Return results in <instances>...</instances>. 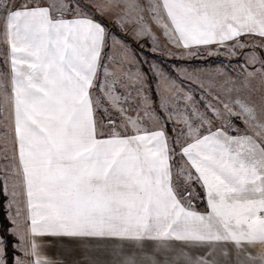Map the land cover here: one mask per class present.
I'll return each instance as SVG.
<instances>
[{"label": "snow or ice", "instance_id": "snow-or-ice-1", "mask_svg": "<svg viewBox=\"0 0 264 264\" xmlns=\"http://www.w3.org/2000/svg\"><path fill=\"white\" fill-rule=\"evenodd\" d=\"M0 23L11 86L0 113L10 104L18 145L0 264L9 244L11 264H56L40 254L45 236L85 253L104 245L111 264H264V0H0ZM152 25L187 57L215 46L208 55L230 69H181L178 85L151 64L149 76L144 48L126 37L146 40ZM193 185L205 213L193 210Z\"/></svg>", "mask_w": 264, "mask_h": 264}, {"label": "rangeland", "instance_id": "rangeland-1", "mask_svg": "<svg viewBox=\"0 0 264 264\" xmlns=\"http://www.w3.org/2000/svg\"><path fill=\"white\" fill-rule=\"evenodd\" d=\"M81 3L91 6L92 0H81ZM75 9H73V12ZM73 12H67L69 15H73ZM89 12H95V19L98 21H102L103 24L107 27L112 29L115 33H118L120 36H125L124 31L120 29L116 24L113 23V19L107 15H104L101 12L96 11L93 7L89 8ZM1 34V33H0ZM127 40L130 44H132L135 48L139 49L141 47L144 48V51L146 53V57H142V70L145 72H148V75L151 76L152 73L149 71V65L155 64L158 67H163L166 72L169 70L172 71L173 74L177 77V84L179 85V80L184 79L185 84L188 83L187 79L183 77V75L180 73L181 69H187L189 72H191L193 69H215L218 67H225L229 68L231 66L228 65L229 57H226L223 54H214L209 56V52L216 53V48L213 46L212 48H200V51L203 53V56L198 57H187L184 55L183 49H178L175 47L174 43L171 41L170 36H166L163 32V30L157 28L155 25H152V35L147 37L146 40H141L139 43L136 41V39L131 36L130 34L127 35ZM247 39V38H246ZM158 46L157 51L153 55L151 53V48L153 46ZM2 44H1V38H0V82H2L3 74L5 73V64L3 63V57H2ZM234 66V58H233V65ZM137 67H140L139 65ZM238 70V69H237ZM230 74H232L230 72ZM101 79H103L102 70H101ZM253 86L259 88V84L256 81H253ZM2 88H0V103H3V95H2ZM187 90V89H186ZM191 91L194 92L197 95V98H199L200 95V89L199 86L196 84H193L191 86ZM258 93V92H257ZM256 93V94H257ZM258 95V94H257ZM255 99L258 100V96H255ZM7 107V104H4V108ZM201 110H203V106L201 105ZM9 110H4L0 114V153L2 154V149L7 148V144L3 145V139L5 142L8 138H12L14 136V130L8 128L10 121L8 122L9 117ZM3 117V118H2ZM97 119H101V113H97ZM2 123H4L6 129L2 130ZM119 123V121H117ZM150 126V125H145ZM160 126H163V121L160 122ZM173 127L174 125L169 123L166 131L171 136L173 135ZM233 127H236L239 129V132L242 133L244 131L243 125L237 121ZM101 132H107L109 129L105 125V127L99 129ZM233 135L239 134L237 132L231 133ZM196 186L193 185V195H192V201L193 204L195 201H198L197 196L198 192L196 191ZM200 197V196H199ZM201 207V205H200ZM197 206V209L201 211V209H204V206L200 208Z\"/></svg>", "mask_w": 264, "mask_h": 264}, {"label": "crops", "instance_id": "crops-1", "mask_svg": "<svg viewBox=\"0 0 264 264\" xmlns=\"http://www.w3.org/2000/svg\"><path fill=\"white\" fill-rule=\"evenodd\" d=\"M41 3H44V0H40ZM55 15V13H54ZM65 18H72V15H69L67 12L65 13ZM4 29L2 23H0V38H1V44H2V57H3V63L5 64V73L3 74L2 83L6 85V87L2 88V95L4 96L5 93H10V66L8 61V45L5 39V36L3 35ZM258 94V95H257ZM256 94L258 96L259 101V92ZM4 110H9V117L8 122L10 121V124L8 128L11 127L12 130H14V116L11 112V106L10 104H7V107L4 108ZM1 114V113H0ZM3 118V117H2ZM6 129L4 123H2V130ZM98 138H104V137H98ZM3 139V145L7 144V148L2 149V154L0 153V182L2 187V192L5 184V180L8 182V190L9 195H4V201H3V209L5 213L6 220L8 221V228L11 227V223L9 221V213L11 212L13 215L15 214L17 205L14 204L10 209L7 207L10 199V194L12 191V184L15 181L12 178V173L14 171L13 164L18 163V145L15 142V137L12 136V138H8L6 140ZM199 187V186H198ZM200 188L201 196H197L198 201H195L192 204L193 210L199 213H205L207 211L208 205H207V197L205 195V192L203 188ZM20 192L19 196V207L21 208L22 212H26L25 208V196H24V190L23 186L21 184V187L18 189ZM204 206V209L198 210L197 206L200 207ZM200 207V208H201ZM23 221V215L21 216V222ZM37 243L41 245L39 251L41 256L46 257L50 260H53L56 262V264H76L77 261L80 262V264H87L89 259H94L100 262V264H111V261L113 257L109 255L106 251H104L105 246L104 245H97L95 242H93L91 245L88 246V252H84V246L78 244L75 241H72L68 238H57V237H38ZM128 242H125V245H127ZM108 247H112V245H108ZM147 247L151 248L152 245L149 243ZM225 250L228 249V246H224ZM201 250L193 249L190 253L191 255L198 256L200 254ZM220 258V257H217ZM236 256L235 253H233L232 259L235 260ZM227 259V258H224Z\"/></svg>", "mask_w": 264, "mask_h": 264}, {"label": "trees", "instance_id": "trees-1", "mask_svg": "<svg viewBox=\"0 0 264 264\" xmlns=\"http://www.w3.org/2000/svg\"><path fill=\"white\" fill-rule=\"evenodd\" d=\"M196 191L198 192V195L201 196L200 188L196 186ZM3 201H4V195L2 192V187H1V182H0V234H5V230L8 228L9 224L8 221L6 220L4 209H3ZM9 241L11 242L13 240L12 237H8ZM8 259L11 264V259H12V250L11 246L9 244V249H8Z\"/></svg>", "mask_w": 264, "mask_h": 264}]
</instances>
